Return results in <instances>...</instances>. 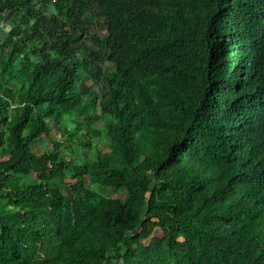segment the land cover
Instances as JSON below:
<instances>
[{"label": "trees", "instance_id": "16d2710c", "mask_svg": "<svg viewBox=\"0 0 264 264\" xmlns=\"http://www.w3.org/2000/svg\"><path fill=\"white\" fill-rule=\"evenodd\" d=\"M0 264H264V0H0Z\"/></svg>", "mask_w": 264, "mask_h": 264}, {"label": "rangeland", "instance_id": "374dc122", "mask_svg": "<svg viewBox=\"0 0 264 264\" xmlns=\"http://www.w3.org/2000/svg\"><path fill=\"white\" fill-rule=\"evenodd\" d=\"M92 32L93 33H96V34H100V33H105L106 30L105 28L103 27V24L102 22H100L99 20L97 21V24L92 28ZM102 67L103 69L106 68V63H103L102 64ZM97 90L101 91L103 90V86L102 85H98L97 87ZM51 125V124H50ZM99 127H102V125H99ZM52 136H54L55 138H58V139H61L63 137L62 133L59 132L57 129H54L53 133H51ZM48 142V139L46 137H44V142L43 143H47ZM33 149L38 152V153H43L45 151L46 148H44V146H37V145H34L33 146ZM80 154H84V151H80ZM47 163H50L49 161H47ZM109 193H110V196L112 197H119V198H125V194L124 192H121V191H118L116 189H108L107 190ZM108 192H107V195H108ZM154 236L156 237H162L163 236V232L162 230L160 229H157L154 233Z\"/></svg>", "mask_w": 264, "mask_h": 264}, {"label": "clouds", "instance_id": "9594fccd", "mask_svg": "<svg viewBox=\"0 0 264 264\" xmlns=\"http://www.w3.org/2000/svg\"><path fill=\"white\" fill-rule=\"evenodd\" d=\"M60 4V3H59ZM107 33V31L105 32V33H100V34H106Z\"/></svg>", "mask_w": 264, "mask_h": 264}]
</instances>
